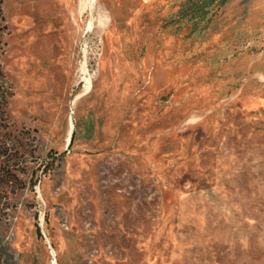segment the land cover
<instances>
[{
    "label": "rangeland",
    "instance_id": "obj_1",
    "mask_svg": "<svg viewBox=\"0 0 264 264\" xmlns=\"http://www.w3.org/2000/svg\"><path fill=\"white\" fill-rule=\"evenodd\" d=\"M91 1L0 0V264H264V0Z\"/></svg>",
    "mask_w": 264,
    "mask_h": 264
},
{
    "label": "trees",
    "instance_id": "obj_2",
    "mask_svg": "<svg viewBox=\"0 0 264 264\" xmlns=\"http://www.w3.org/2000/svg\"><path fill=\"white\" fill-rule=\"evenodd\" d=\"M216 1L224 2L226 0H207L206 4L204 5L205 8L211 7ZM0 15H1V2H0ZM2 77V72L0 70V78ZM73 136L71 137V142H72Z\"/></svg>",
    "mask_w": 264,
    "mask_h": 264
},
{
    "label": "bare ground",
    "instance_id": "obj_3",
    "mask_svg": "<svg viewBox=\"0 0 264 264\" xmlns=\"http://www.w3.org/2000/svg\"><path fill=\"white\" fill-rule=\"evenodd\" d=\"M89 3H92V1L89 0ZM86 85H87V86H86V91H87V90H88V85H89V82H88V81H86ZM83 91H84V90H83ZM78 98H79V97H78ZM78 98H77V99H78ZM77 99H76V100H77ZM72 130H73V125L71 124V125H70V132H69V135L71 134ZM69 140H70V137L68 138V142H69Z\"/></svg>",
    "mask_w": 264,
    "mask_h": 264
}]
</instances>
